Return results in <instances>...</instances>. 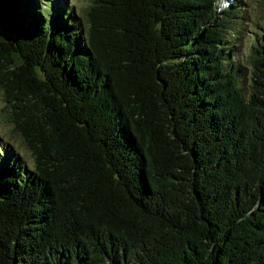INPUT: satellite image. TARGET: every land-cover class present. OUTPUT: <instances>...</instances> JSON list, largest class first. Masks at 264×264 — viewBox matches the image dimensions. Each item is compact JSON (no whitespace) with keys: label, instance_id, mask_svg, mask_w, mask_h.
<instances>
[{"label":"trees","instance_id":"16d2710c","mask_svg":"<svg viewBox=\"0 0 264 264\" xmlns=\"http://www.w3.org/2000/svg\"><path fill=\"white\" fill-rule=\"evenodd\" d=\"M42 1L0 0V264H264V15Z\"/></svg>","mask_w":264,"mask_h":264},{"label":"rangeland","instance_id":"374dc122","mask_svg":"<svg viewBox=\"0 0 264 264\" xmlns=\"http://www.w3.org/2000/svg\"><path fill=\"white\" fill-rule=\"evenodd\" d=\"M50 0H43L39 3L40 8L46 9V3ZM256 1L260 0H242L243 4L241 7L243 9L248 10V16L252 19V21H258L257 24L262 23V16L264 13L261 11L262 9L259 7L260 4H256ZM66 5L73 6L74 11L77 13H81L84 9L88 7L90 4V0H65ZM233 0H220L217 4L218 12H222L225 8L231 4ZM262 5V4H261ZM256 7V9H255ZM250 20V19H249ZM237 28V30H235ZM234 29V35L237 36L236 41L239 42V45L243 46L241 51H244L245 55L248 52V48L252 45L255 37L254 24L251 21H247L245 23H238ZM246 74V70H245ZM247 83L246 81H242V88L247 93L246 90ZM9 108L4 101L2 90L0 89V139L3 143H6L8 146H12V148L18 153L19 157L25 162V164L29 167H32V160L30 158L29 153L24 149L19 139L12 133V125L9 119Z\"/></svg>","mask_w":264,"mask_h":264}]
</instances>
